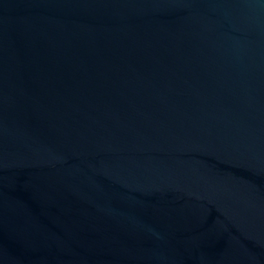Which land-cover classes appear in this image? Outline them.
Wrapping results in <instances>:
<instances>
[{
	"label": "water",
	"instance_id": "water-1",
	"mask_svg": "<svg viewBox=\"0 0 264 264\" xmlns=\"http://www.w3.org/2000/svg\"><path fill=\"white\" fill-rule=\"evenodd\" d=\"M0 264H264V0H0Z\"/></svg>",
	"mask_w": 264,
	"mask_h": 264
}]
</instances>
